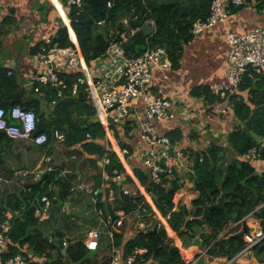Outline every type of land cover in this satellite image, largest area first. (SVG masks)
<instances>
[{
  "label": "trees",
  "instance_id": "obj_1",
  "mask_svg": "<svg viewBox=\"0 0 264 264\" xmlns=\"http://www.w3.org/2000/svg\"><path fill=\"white\" fill-rule=\"evenodd\" d=\"M254 1L258 9L264 8V0ZM211 3L212 0H177L171 4H166L165 0H84L81 7L74 6L69 9L68 17L73 29L72 31L70 27V33L72 36L75 33L85 62L88 68L93 70L96 63L107 56L110 42L115 35H117L115 40H118L119 33L129 34L131 30H136L145 22L152 20L154 31L151 35L144 40H133V43L141 42L143 46L132 47L130 51H126V54L136 56L145 49L163 47L168 53L172 66L176 68L179 65L183 45L192 39L190 29L197 20H205L209 16ZM52 42L60 47L73 45L66 26L58 29L52 37ZM82 76L81 69L59 73V77L66 84L63 88V96H58L56 88L49 84H36L38 90L35 92L40 93L48 103H52L46 119L40 108L41 99H26L27 92L21 86L18 76L14 73L8 75L7 70L0 67V107L8 110L10 102L16 100L19 102L18 105L33 110L37 122L44 128L43 132L48 137L44 144L37 145L43 149L51 150V136L55 137L51 132L53 128L64 134L66 146H74V148L79 146L80 149L73 150L80 154L78 160L74 162L75 173L77 162L83 159L82 154L96 157V160L105 159V174L111 177L108 187L114 190L115 197L112 202L106 203L104 192L99 191L95 195L98 205L105 210L111 220L117 218L115 211L119 209L126 213V217L132 219L135 231L129 237L125 238L120 228L115 229L113 234L116 243L121 245L125 254L138 248L143 250L138 256L143 263L191 264L190 257L186 256L169 237L168 227L156 226L158 220L154 217V211L144 195L139 191L133 193L124 190L121 187L123 182L116 181L119 175L124 173V168L116 152L106 147L103 126L96 119L93 121L91 119L95 112L92 104L88 103L91 99L89 93L85 91V84L80 85L81 96L80 93L74 95L70 92L71 85ZM30 92L33 93V89ZM192 95L203 97L210 104L226 98L230 100L234 117L239 122L228 133L227 139L238 157L228 160L225 148L215 144L207 146L204 150L189 149L191 160L189 178L201 198L198 199V196L194 198L191 207L185 204L176 205V193L180 188V178L176 171L169 175L162 174L160 181H152L149 188L145 187L148 181L146 170L135 167L134 172L146 191L156 196L153 199L149 195L150 201L166 219L169 228L177 233L185 246L195 244L200 249L194 256L199 257L198 264H201L204 257L211 259L225 256L227 259H232L245 245L244 235H239L242 230L241 223L222 234L225 226L231 221H226L223 208L216 206L207 210L204 208L205 205L214 204L219 197L224 201L230 215L235 216L239 213L243 218L252 214L254 219L259 221L258 228L264 233V174L263 171L260 173L257 171L253 164L255 159H251L248 155L249 150L259 142L250 131L260 136V140H264V76L247 68L233 93L226 92L221 96L208 86H199L193 89ZM7 119L11 121L9 117ZM129 122L130 119H127L118 125H112L118 144L129 151L127 157L132 148L124 138L119 137L117 129L120 126L124 127L125 134L129 138L132 129L127 125ZM168 137L170 142L174 143L181 139L182 135L175 129L168 133ZM14 139L22 140L12 138L0 130L1 149L9 148L14 144ZM259 157L264 160V147ZM0 165H3L2 160ZM46 167H48L47 163H43V174L45 173L47 177L40 186L28 188L24 184L16 192L8 194L0 205L1 218L5 216L6 210H11L13 214L6 233L7 245L4 256L22 254L26 257L27 264H78L89 254L83 239L79 237L72 239L64 253V247L61 246L62 233L59 230H51L50 234L47 233L42 227L40 218L35 216V210L44 206L41 200L43 195L50 198L49 210L54 209L52 205L67 201L71 182L76 178L75 173L71 172L61 175V166L53 162L51 169L47 170ZM98 178L100 182V174ZM127 180L130 178L128 177ZM13 211H17V214ZM138 220L150 225L140 229L137 226ZM204 225L208 227L207 230ZM250 230H253V226H250L246 233L248 234ZM251 249H254L257 256L264 255V236ZM202 251H204L203 255H201Z\"/></svg>",
  "mask_w": 264,
  "mask_h": 264
},
{
  "label": "crops",
  "instance_id": "obj_2",
  "mask_svg": "<svg viewBox=\"0 0 264 264\" xmlns=\"http://www.w3.org/2000/svg\"><path fill=\"white\" fill-rule=\"evenodd\" d=\"M224 7L228 11L225 21L217 23L199 34L192 35V39L183 45L179 65L176 68L172 66L165 78L158 70L155 71L151 82V87L154 90L160 88L164 95L175 99L177 117L166 122L153 120L152 124L159 136L168 137V133L175 129L182 135L181 139L172 143L174 149L180 153L176 158L178 163L176 172L179 174L180 188L176 193L175 201L176 204H185L187 207H191L192 200L198 196V192L189 178L191 166L189 149L204 150L207 146L215 144L225 148L228 160L238 157L237 152L231 147L227 139L228 133L239 122L234 117L230 100L226 98L210 104L203 97L193 96L192 91L199 86H208L212 89L211 86L215 84L227 82L229 44L226 35L228 32L234 35H242L255 27L264 28V13L255 6L254 0H242L239 4L233 0H226ZM69 9L67 0H0V67H4L7 71L11 69L18 76L21 86L27 92L25 94L26 99H41L40 108L44 113L43 117L46 119L51 111L52 103H48L40 93L33 90L35 95L30 92L33 88L28 83L27 72L30 69H36L35 54L37 48L42 44L43 36L52 38L61 26H66L71 40L77 42L75 33L73 36L70 33ZM145 23L153 25L152 20ZM142 46L143 43L141 42L133 43V40L131 41V48ZM99 65L100 62H97L94 69L98 68ZM95 82H97L96 87L99 94L109 86V80L104 78L100 79L96 76ZM226 92H224V95ZM224 95L221 94V96ZM88 103L91 105V100H88ZM143 111V103L140 102L127 124L128 127H132L129 138L125 134L124 127L120 126L117 129L119 137L124 138L132 148L128 157H124L120 152L119 148L121 146L115 139L114 134L105 133L104 136L106 147L117 150L116 154L124 168V173L120 174L116 181L123 182L122 189L130 192H135V190L137 191L142 187L134 168L144 169L141 163V153L147 147V144L141 138L140 115H143ZM91 119L92 121L95 120V115ZM55 129L57 128L52 129V134ZM110 138H113V141ZM37 147L39 146L28 139H14V144L9 148L1 149L0 147V160L3 161L4 165H0V205L8 194L16 192L20 186L24 184L27 186L30 182L37 181L43 174V163H47V170L51 169L52 162L60 165L61 175L70 172L75 173L73 172L74 162L78 160L80 154L73 150L80 149L79 146L75 148L74 146H66L64 139L58 140L51 136L50 151L45 149L44 153H37L34 151ZM81 157L83 159L81 162H77L76 178L71 182L72 186L67 201L52 205L53 210H49V206L50 213L48 212L40 217L41 224L46 231V225L51 222L49 219L53 218L56 220V224H62V226H57L55 229L62 233L61 246H63L64 241L70 242L76 237L83 239L87 231L95 227L99 228L101 234L98 248L90 250L87 257L78 264H108L109 246L112 238L108 235V226H104L99 222L100 216L96 213L95 206L103 212L102 216L106 213L98 205L95 194L99 191L104 192V201L106 203L112 202L115 197L114 190L108 187L111 177L109 178L105 174L104 158L96 160V157H89L87 154H82ZM253 164L259 173L262 172L263 163L261 160H255ZM93 166L96 172L91 171ZM99 174L101 176L100 182L98 180ZM128 177L130 180H127ZM124 179L126 181H123ZM131 185L135 187L134 190L130 189ZM111 190L113 195L109 198L110 200H107L108 193ZM117 211L123 210H116L115 213ZM5 212L11 213L12 211L6 210ZM125 219L121 229L123 230V236L127 238L134 233L135 229L132 225V219L128 216ZM231 223L225 226L222 234L236 225ZM247 225L255 228L260 226L259 224ZM204 228L205 230L208 229L206 225H204ZM114 242L117 244L115 238ZM178 242L186 249L185 255L188 257L194 256L200 251L195 244L185 246L180 239ZM231 263L264 264V255L257 256L254 249H251L242 254H237L232 259H227L225 256L211 259L204 257L201 264Z\"/></svg>",
  "mask_w": 264,
  "mask_h": 264
},
{
  "label": "built area",
  "instance_id": "obj_3",
  "mask_svg": "<svg viewBox=\"0 0 264 264\" xmlns=\"http://www.w3.org/2000/svg\"><path fill=\"white\" fill-rule=\"evenodd\" d=\"M84 0H67V5L71 7H81ZM226 0H212L211 11L205 20H197L190 33L194 36L203 30L214 26L217 23L224 22L228 16V11L224 7ZM237 4L242 0H233ZM264 13V8L261 9ZM126 32L118 34V40L110 42L107 56L100 59L98 68L90 70L85 62L79 44L73 42V45L60 47L52 42L49 36H43L40 49L35 54L36 69H30L27 72L28 83L34 91H37L36 84H49L56 88L57 95L63 96V88L66 87L64 81L59 77V73L65 70L81 69L83 76L78 77L70 87L71 94L81 92L80 85L85 84V91L89 93L92 105L94 107L96 120L103 126L105 133L113 134L112 125H118L127 119L133 117L132 113L137 109L140 102L143 103L144 111L141 117V138L147 144V147L141 153V163L145 170H150L152 181L159 182L162 174H171L176 171L178 163L176 158L180 155L179 151L174 149L168 137L159 136L152 124L153 120L166 122L177 117L175 99L162 93V90H154L151 82L155 71H159L165 78L172 68V64L165 48L158 47L145 49L141 54L128 56L122 49L121 43L133 33ZM226 39L229 44L228 60L229 69L227 73V82L224 84H215L211 90L215 93L224 95V92H234L237 88L242 73L251 68L258 74L264 76V28L255 27L242 35H234L228 32ZM37 68H39L37 70ZM8 75L13 74L10 69ZM97 74V75H96ZM109 80V86L99 94L95 82V77ZM55 100L53 101V103ZM7 117L11 119L8 121ZM236 123L233 128L237 125ZM38 122L36 115L31 109L14 104L8 110L0 107V130L12 138L30 139L36 144H44L48 137L45 132H39L34 137L32 134L37 129ZM54 136L58 140H63L64 136L58 130H54ZM113 141V138H110ZM113 144V143H112ZM264 147V140H259L258 145L252 147L248 155L251 159L261 160L260 151ZM120 152L127 157L129 151L125 147H120ZM114 150V149H113ZM117 153V150H114ZM263 174H264V160ZM44 172V170H43ZM137 191L144 195L154 211V217L157 218L156 226L165 225L168 227L169 237L180 250H186L180 244L177 233L171 230L166 223V219L156 209L150 201L149 193L142 185ZM136 192V191H135ZM133 192V193H135ZM113 195L112 190L108 193L107 200ZM41 200L44 202L42 209L35 210V216L41 217L46 214L50 206V198L43 195ZM96 213L100 216L99 222L108 226V235L112 238L109 246V263L108 264H148L143 263L138 256L143 253L142 249L134 248L125 254L121 245L114 242V230L123 226L126 213L117 211V218L110 219L109 215L102 216V211L95 206ZM139 210H137V213ZM136 213V215H137ZM14 214H17L14 211ZM13 214L5 212V216H0V264H27V259L22 254H15L5 257L7 245V230L11 225ZM257 223V220L254 219ZM150 224L138 220L137 226L145 229ZM99 228H92L87 231L83 237L85 247L90 250H96L100 240ZM264 233L258 227L244 234L245 245L240 253L251 250V247L259 241ZM68 241L63 242V247H67ZM187 252V251H185ZM204 251H202L203 255ZM191 264H198L199 257L191 256Z\"/></svg>",
  "mask_w": 264,
  "mask_h": 264
},
{
  "label": "water",
  "instance_id": "obj_4",
  "mask_svg": "<svg viewBox=\"0 0 264 264\" xmlns=\"http://www.w3.org/2000/svg\"><path fill=\"white\" fill-rule=\"evenodd\" d=\"M177 0H165V3L166 4H171L173 2H175ZM154 31V26L153 25H149L148 23H144L141 28L135 30L133 33H131L129 36H127V38L121 43L123 49L125 51H129L131 49V41L134 40V39H140V40H143L145 39L147 36L151 35V33ZM81 96V93L79 94ZM19 102L17 101H12L10 102V106L14 105V104H17ZM44 131V128L38 123V126H37V129L35 130V132L32 134V136L34 137L35 135H37L39 132H42ZM250 133L253 135V137L255 138V140L258 142L261 138L260 136H258L257 134H255L254 132L250 131ZM146 174L148 176V181L145 185L146 188H149L152 184V176H151V172L150 170H146ZM47 177V175L44 173L41 175V177L33 182V183H29L27 184V187H32V186H40L42 181ZM149 195L155 199L156 196L150 192ZM198 199H201L199 196L197 197ZM202 203H204L203 200H201ZM178 205V204H176ZM212 206H216V207H220V208H223L224 210V213L226 215V221H229V220H235V221H241L242 223V230L239 232V235L240 236H243V233L247 232L248 231V225H247V222L245 219H242L240 217V214L237 213L235 216L233 215H230L228 213V210L227 208L225 207V204H224V201L222 200L221 197H219L217 199V201L214 203V204H210V205H205L204 208L207 210L208 208L212 207ZM178 207V206H177ZM67 250V247H64L63 248V252H66Z\"/></svg>",
  "mask_w": 264,
  "mask_h": 264
},
{
  "label": "rangeland",
  "instance_id": "obj_5",
  "mask_svg": "<svg viewBox=\"0 0 264 264\" xmlns=\"http://www.w3.org/2000/svg\"><path fill=\"white\" fill-rule=\"evenodd\" d=\"M140 46V45H139ZM33 94H35V93H33ZM36 95V94H35ZM34 151L35 152H37V153H44L45 152V149H43L42 147H37L36 149H34ZM39 156L41 155V154H38ZM91 171H95L96 172V169L94 168V166H93V168H92V170ZM130 189L131 190H134L135 189V187H133L132 185H131V187H130ZM136 191V190H135ZM49 213H50V211H48ZM47 212V213H48ZM45 214V213H44ZM46 215V214H45ZM126 218V217H125ZM124 218V219H125ZM242 219H245L246 220V222H247V224H259V221L257 220V223H255L254 222V216H252V214H248L247 216H245V217H243ZM49 220H51V222L50 223H48V225H46L47 226V233H49V230H55L56 228H57V226H62V224H56V220L55 219H49ZM126 220V219H125ZM232 222V223H231ZM230 223L231 224H233V223H235V224H238V223H241V221H235V220H231L230 221ZM229 223V224H230ZM242 224V223H241ZM249 228H250V226H248V230H249ZM251 231V230H250ZM246 233V232H245ZM245 233H243V235L245 234ZM261 239V238H260ZM259 239V240H260ZM257 243V242H256ZM255 243V244H256ZM254 244V245H255ZM183 253L184 254H186V252L183 250Z\"/></svg>",
  "mask_w": 264,
  "mask_h": 264
},
{
  "label": "clouds",
  "instance_id": "obj_6",
  "mask_svg": "<svg viewBox=\"0 0 264 264\" xmlns=\"http://www.w3.org/2000/svg\"><path fill=\"white\" fill-rule=\"evenodd\" d=\"M146 189V188H145Z\"/></svg>",
  "mask_w": 264,
  "mask_h": 264
}]
</instances>
